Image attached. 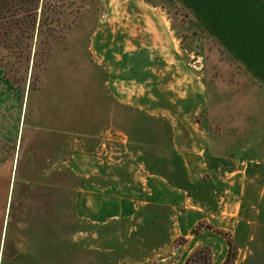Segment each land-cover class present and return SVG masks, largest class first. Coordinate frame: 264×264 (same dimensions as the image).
<instances>
[{
  "label": "rangeland",
  "instance_id": "rangeland-1",
  "mask_svg": "<svg viewBox=\"0 0 264 264\" xmlns=\"http://www.w3.org/2000/svg\"><path fill=\"white\" fill-rule=\"evenodd\" d=\"M6 1L0 11V24L7 18L8 28H0V78L15 94L36 87L30 108L27 101L22 109L20 105V113L17 100L13 101L14 125L19 116L25 114L26 118L21 143L22 131L15 133L14 126L16 147L21 146L19 153L15 148L14 162L16 156L21 176L38 183L17 188L26 199L13 203L14 219H25L19 225L24 232L16 230L11 235L17 248L28 243L27 256L35 259V246L43 240L45 264H119L144 258L167 236L172 237L174 247L183 245V233L188 229V235H195L200 245L216 242L219 256L230 242L229 264H264V88L211 44L201 51V68L191 67L198 58H189V78H197L205 98L194 127L204 132L208 148L195 176L184 171L178 177L172 171L171 155L154 149L170 147L168 124L145 119L132 109L122 110L107 98L98 60L86 54L85 38L101 15V1L107 0H33L37 5L33 30V12L20 11V0ZM187 91L192 95L197 90ZM31 126L38 133H33ZM77 137L86 138L92 148L94 166L109 163L115 175L119 170L117 176L132 185L137 166L126 159L118 168L119 141L124 139L126 148L140 151L139 161L148 174L168 175L179 185L187 182L190 198L182 194L180 202L172 201L170 208H146L140 217L119 218L105 226L75 222L69 202L73 192L51 185L54 178L45 183L48 179L34 162L47 156L49 171H53L54 163L71 151L66 145ZM55 178L62 185H79L81 181L68 174ZM99 181L102 177H94L95 183ZM47 205H51L49 209ZM80 229L91 234L73 233ZM251 234L252 242L248 241ZM189 258V264H211L210 248L202 246Z\"/></svg>",
  "mask_w": 264,
  "mask_h": 264
},
{
  "label": "crops",
  "instance_id": "crops-1",
  "mask_svg": "<svg viewBox=\"0 0 264 264\" xmlns=\"http://www.w3.org/2000/svg\"><path fill=\"white\" fill-rule=\"evenodd\" d=\"M101 2V15L85 38V51L91 59L98 60L104 73L102 85L107 98L110 96L122 110L132 109L150 120L168 124L171 130L170 147L154 149L157 153H174L187 175L195 176L194 171L200 168L205 148H208V140L202 130L194 127L196 117L205 105V98L199 89L197 78H189L192 71L189 58H198L191 67L195 68L196 65L195 69L201 68V51L206 50V44H211L237 65L254 84L264 88V0ZM188 89L197 91L190 95ZM16 94L18 98L15 97ZM16 94L13 87L0 78V264H45L43 240L40 241V246L38 242L35 246L34 259L28 258V251H25L28 243H21L23 245L18 249L11 236L16 230L22 231L19 225H23L25 220L14 219L12 204L26 200L25 193L17 192L18 186L38 184L21 176L16 156L14 162L15 148L18 153L21 148L20 145L16 147L14 126L15 133L22 131L21 143L26 118L25 114L21 118L19 116L14 125L13 101L17 100L16 106L21 113L22 105L28 101L29 87L23 93ZM32 128L34 127L29 129L32 131ZM32 132L36 130L33 129ZM119 142L122 144L117 146L121 147L123 156L121 158L120 153L117 158L118 168L125 164L126 159H131L137 166L131 183L133 186L117 176L119 170L116 169L115 175L113 168L107 166L109 163L94 166L92 148H89L86 138L82 137L69 141L66 148H71L70 153L54 163L56 169L53 171H49L47 163L50 160L47 156H41L34 162L35 168L48 179L45 183L54 178L51 185L73 192L69 202L72 201L75 222L80 220L105 226L119 218L132 220L140 217L146 208H170L173 202H180L182 194L190 198L187 194V189L190 188L187 182L182 187H177L164 176L148 174L145 164L139 161L140 151L126 148L124 139ZM59 144L61 145V140ZM110 155L107 154V157ZM61 174L73 175L81 180L80 184L62 185L55 181V176L60 178ZM98 176L103 181L95 183L94 177ZM108 179L109 183L105 185ZM113 183L114 185H110ZM261 197L264 200V189ZM38 229L36 227L35 231L38 232ZM188 231L187 229L183 233L185 243L181 246L174 247L172 237L167 236L152 247L150 254L144 258L124 260L119 264H186L189 257L202 246L210 248L211 264H224L228 254L227 244L224 252L222 250L223 254L220 253L222 256H219L215 251L216 242L200 245L194 240L197 237L188 235ZM73 233L86 236L91 231L80 229L73 230ZM41 236L44 239V234ZM248 241H253L252 234ZM248 241L246 243L249 250Z\"/></svg>",
  "mask_w": 264,
  "mask_h": 264
},
{
  "label": "trees",
  "instance_id": "trees-1",
  "mask_svg": "<svg viewBox=\"0 0 264 264\" xmlns=\"http://www.w3.org/2000/svg\"><path fill=\"white\" fill-rule=\"evenodd\" d=\"M5 2H7L6 0H1L0 1V11H2L3 10V7L4 6H6V4L4 5V3ZM36 3H37V1H36ZM20 6H23V8H21ZM19 7H20V11L21 10H23V9H25V10H27V11H32L33 13H32V20H33V22H32V24H30V26L32 27L31 28V30H33V26H34V21H35V19H36V14H35V11H36V9H37V5L35 4L34 5V1L33 0H31L30 2L29 1H23V0H20L19 1ZM25 7V8H24ZM20 13V12H19ZM18 13V14H19ZM13 15H15V14H13ZM19 19V18H18ZM0 20H3L2 18H0ZM2 23L0 24V28H1V30H7L8 28H7V26L5 25V23L7 22V18H5V20L4 21H1ZM15 24H17V25H19L16 21H15ZM16 25V26H17ZM35 91H36V87H31V86H29V95H28V106H27V108H30L29 106H31L30 104H32V102H33V97H34V94H35ZM27 111H31L30 109H28ZM137 112V111H136ZM138 113V112H137ZM141 115V114H140ZM144 117V116H143ZM145 119H148V118H145ZM159 122V121H158ZM169 153V155H171V157L174 159V165H172V171L174 172V173H176V174H178V177H179V175L181 174H183L184 173V169H183V167H182V163L180 162V160L176 157V155L174 154V153H170V152H168ZM157 158V157H156ZM173 172H172V174H173ZM162 176H164V177H166L167 179L168 178H170L168 175H163L162 174ZM177 180V179H176ZM168 181L171 183V184H173L174 186H177V187H182L183 185H179V183H177V182H175L174 180H171V179H168ZM38 190H39V188H38ZM45 190H47V188H45ZM50 192V191H49ZM48 194H50V193H48ZM51 195H53V194H50L49 196L51 197ZM48 202H49V200H47ZM52 202V201H51ZM51 205H47L46 206V209H49V207H50ZM12 208H13V204H12ZM227 245H228V248H229V250L231 249V245H230V242H227ZM230 251H228V254H227V258H226V260H225V262H224V264H229L230 262H231V255H230V253H229ZM191 261V258H189L188 260H187V262H186V264H189V262Z\"/></svg>",
  "mask_w": 264,
  "mask_h": 264
}]
</instances>
